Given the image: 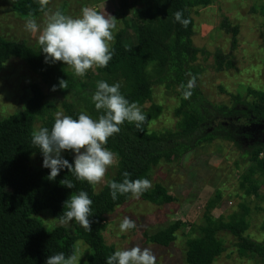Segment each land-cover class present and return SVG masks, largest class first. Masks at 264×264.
<instances>
[{"label": "trees", "instance_id": "1", "mask_svg": "<svg viewBox=\"0 0 264 264\" xmlns=\"http://www.w3.org/2000/svg\"><path fill=\"white\" fill-rule=\"evenodd\" d=\"M210 0H193V5ZM249 14L262 18L264 28V0H251ZM186 0H144V9L134 13L133 21L137 28V43H123V29L117 31L111 44L113 59L107 67L95 68L93 80L87 84L79 79L74 69L63 62H45L42 48H33L23 41H6L0 38V69L3 62L18 58L29 71L38 76L51 94H59L64 100L60 108L65 115L78 119L83 111L93 119L104 114L96 110L92 96L97 90V82L109 84L110 75L123 63L129 62V70L135 71L146 62L167 63L169 73L176 76L177 86L183 104L176 110L178 118L174 132L159 136H149L121 125L118 134L108 139L105 147L116 154L117 169L103 188L95 193L93 185L77 180L68 169H61L55 180H49L50 169H35L30 166L33 155L43 159L40 149L32 144V122L34 117L43 121L42 128L51 130L54 120L49 115L53 107L46 95L36 84L29 87L31 98L24 110L0 120V264H46L51 255L63 252L65 256L74 251L77 240L88 245L90 255L85 264H106L107 257L114 254L112 246L106 245L101 230L107 216L131 198V193L111 197L110 181L120 183L124 172L129 179H147L150 171L161 162H175L204 144L220 140L230 143L238 151L245 167L239 187L244 195L264 196V181L261 187L258 180L264 178V90L245 87L244 94L230 95L228 103H211L195 84L190 99H184L180 86L192 79L185 74L183 65L195 59L197 48L185 45L183 37L189 31L175 20L177 11L183 12L186 19ZM14 11L22 17L34 16L41 11L38 0H15ZM220 28L230 34V54L217 52L214 62L217 72L235 69L231 52L238 42V26L228 20ZM60 80L67 81V89L60 87ZM55 86L56 90L53 91ZM121 91V90H120ZM151 95L150 81L143 78L137 84L135 96L146 100ZM69 99V101H68ZM74 166L71 154L62 157ZM75 187L62 185L64 179ZM80 191L88 193L93 201L92 216L89 217L91 231L76 223L73 233L62 226L46 230L35 216L47 210L54 219L63 215L65 203ZM152 204H169L175 197L161 184H154L140 196ZM178 223L145 235L147 243L166 247L173 242ZM220 229L236 239L239 254L254 255L264 264V242L247 238L244 233L247 224L243 218L231 224H210L201 228L199 239L189 243L186 250L187 264H212L224 251L217 236Z\"/></svg>", "mask_w": 264, "mask_h": 264}, {"label": "rangeland", "instance_id": "2", "mask_svg": "<svg viewBox=\"0 0 264 264\" xmlns=\"http://www.w3.org/2000/svg\"><path fill=\"white\" fill-rule=\"evenodd\" d=\"M15 0H0V38L6 41H23L33 48H41L38 42L40 32L35 35L25 29L26 20L13 9ZM186 19L190 20L189 31L183 37L185 45L197 48L195 59L183 65L185 74L196 77L195 84L204 96L213 104L228 103L231 94H244L245 87L264 90V28L262 18L247 11L251 0H210L206 5L194 4L186 0ZM83 7L98 10L105 16L115 17L117 30L123 29V43H137V28L133 15L144 9V0H50L47 9L60 10L73 18L81 15ZM40 29L45 24L44 13L34 16ZM228 20L238 26V46L231 52L235 69L217 72L214 55L220 52L230 54V34L220 28ZM129 62L121 64L109 77V85L119 83L121 94L130 102H135L150 123L137 129L135 122L125 121L124 126L143 132L149 136H159L174 132L177 127L176 110L183 104L182 95L177 86L176 76L169 73L167 63L146 62L135 71L129 70ZM95 68L84 76H77L85 83H91ZM143 78L150 81L151 95L148 99L135 96L137 84ZM36 84L46 95L53 107L49 115L55 120V113L61 111L60 103L64 98L51 94L40 78L31 73L24 62L18 58L6 59L0 69V120L17 114L25 109L31 98L29 87ZM69 101V99H68ZM64 113V112H63ZM43 121L34 117L32 132L41 129ZM83 151V150H82ZM73 151H62L64 157ZM30 166L43 167V159L33 155ZM244 166L237 149L230 143L216 140L204 144L187 154L179 161L161 162L154 167L148 180L161 184L175 197L169 204H152L141 197L131 196L129 201L117 207L103 222L101 234L104 242L114 250L130 249L134 246L150 248L157 258V264H187L186 250L189 243L199 239L201 228L220 223L231 224L243 218L247 224L244 235L256 242H264V196L244 195L239 183ZM117 161L109 167L104 180L93 189L98 193L115 174ZM264 178L258 180L261 187ZM46 230L56 226L74 232L76 222L61 224L50 216L49 211L41 210L36 216ZM125 217L132 219L136 227L121 232L120 224ZM173 223H178L173 242L168 246L147 243L145 235H151ZM217 236L224 251L212 264H261L254 255L239 254L236 239L218 229ZM75 248L80 264H85L90 249L82 240H77Z\"/></svg>", "mask_w": 264, "mask_h": 264}, {"label": "clouds", "instance_id": "3", "mask_svg": "<svg viewBox=\"0 0 264 264\" xmlns=\"http://www.w3.org/2000/svg\"><path fill=\"white\" fill-rule=\"evenodd\" d=\"M38 3L39 10L45 16L44 27L41 30L34 13L29 12L25 29L34 35L40 32L38 42L46 56V63L63 62L74 69L77 76H84L90 69L108 66L114 55L111 44L115 40L114 31L117 30L118 20L115 17L105 16L90 7H83L81 15L73 18L60 10L47 9L50 0H38ZM175 20L185 28L190 23L189 19L183 18L182 11L175 13ZM195 82L196 77L193 76L186 86H180L184 89V99H190ZM59 84L61 88L67 89V81L60 80ZM120 88L119 83L109 85L104 81L97 82L92 101L96 110L104 111L98 119H93L83 111L78 119L57 111L51 130L45 127L32 133V144L43 154V167L51 170L49 180H55L61 169H68L77 180L87 181L93 186L100 184L109 167L117 161L116 154L105 147L108 139L120 132L125 121L135 122L137 129L141 130L144 124L150 123L138 104L130 103L121 94ZM55 90L54 86L53 91ZM62 151L75 153L74 166L62 158ZM123 176L124 179L120 183L109 182L110 194L114 201L118 193H131L133 198L139 199L152 187L148 179H129L128 172H124ZM61 183L70 189L75 187L66 178ZM92 204L93 201L85 191L72 195L65 203L67 210L58 218L60 223L75 221L91 231L89 217L92 216ZM119 227L121 232H127L134 229L136 224L129 217H125ZM77 252L78 248L74 247L71 255L65 256L63 252L51 255L46 264H80ZM106 264H157V258L150 248L134 246L116 250L107 257Z\"/></svg>", "mask_w": 264, "mask_h": 264}]
</instances>
